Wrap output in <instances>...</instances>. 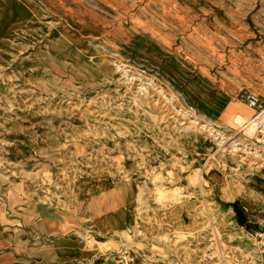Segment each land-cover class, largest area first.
I'll list each match as a JSON object with an SVG mask.
<instances>
[{
  "label": "rangeland",
  "instance_id": "374dc122",
  "mask_svg": "<svg viewBox=\"0 0 264 264\" xmlns=\"http://www.w3.org/2000/svg\"><path fill=\"white\" fill-rule=\"evenodd\" d=\"M30 3L0 0V264H262L264 146L221 114L264 105V0Z\"/></svg>",
  "mask_w": 264,
  "mask_h": 264
},
{
  "label": "bare ground",
  "instance_id": "6f19581e",
  "mask_svg": "<svg viewBox=\"0 0 264 264\" xmlns=\"http://www.w3.org/2000/svg\"><path fill=\"white\" fill-rule=\"evenodd\" d=\"M12 1H13V4H14L15 12L17 13L16 15L18 16L19 19H20L21 15L24 16L25 13L26 14L30 13V11H33L35 15L37 14V8H36L37 6L35 7V5L33 6L30 3V2H32V0H24V1H28L27 4H29V8H27V9H26V7H23L22 4L19 5L18 3H20V2H17L16 0H12ZM50 9L53 10L54 13H56L58 15H62V12L67 10L66 5L64 3H61L59 5L50 3ZM15 12L13 14H15ZM71 14H72V12H71ZM175 19L177 20L176 16H175ZM71 40L73 42L75 41L73 38H71ZM258 95L261 98L260 106L263 107L264 105H262V102H263L262 101V96H261V94H258ZM239 101H240V103H237L234 100L233 101H229L227 103L226 107L224 108L222 114H221V119H223V121H225V120L227 121V120H231L232 118H234L236 120V122H238V123L242 122V127L243 128L241 129V131H243V133H242L243 137L247 136L249 138H253V137L256 136L260 124H262L264 122V111H262L260 113H258V112L254 113L253 110H255V109L251 105H249L245 100L239 99ZM191 121H192L191 124H193L195 127H197V125L200 124L198 119L195 118V117H193L191 119ZM201 126H205V125H201ZM209 132L213 136L219 134L213 128H210ZM237 133H239V132H237ZM236 141L231 143L230 146L227 147V148L224 147L223 144H222L220 146L221 150H226V151L229 150L230 152H234V154L238 153L239 149L237 148V146L239 145V143H235ZM203 143L204 142H201L202 146H204ZM252 145L255 147L254 149L251 148V147H246V146L243 147V150L247 154L250 153V154L253 155L254 161L258 165L256 167L257 171H253L252 170L251 174L253 176V173H257V172L259 173L260 172V173H262V175H264V148H259L256 143H252ZM248 150H251V152H249ZM256 156L258 158H260V160H258L256 158ZM240 166H242V164ZM189 179H191V177H189ZM211 180L215 181L216 184H222L221 182L222 181H226V178L222 174H220V172L213 171L212 167H210L208 169V173L207 174L205 172L201 173L200 182L204 185V182L205 183H210ZM230 183H228V184H230ZM231 185H229V186L231 187ZM158 190L161 191L160 189H158ZM218 260H223L225 262V264H229L223 253H222V256Z\"/></svg>",
  "mask_w": 264,
  "mask_h": 264
},
{
  "label": "built area",
  "instance_id": "2783aa9c",
  "mask_svg": "<svg viewBox=\"0 0 264 264\" xmlns=\"http://www.w3.org/2000/svg\"><path fill=\"white\" fill-rule=\"evenodd\" d=\"M242 97L253 108H263L260 106L261 98L258 94L245 89L242 93ZM262 111H264V109H262L261 112ZM256 135L257 141L264 146V122L260 124ZM256 237L258 238L259 242L261 261L262 264H264V227L256 232Z\"/></svg>",
  "mask_w": 264,
  "mask_h": 264
}]
</instances>
